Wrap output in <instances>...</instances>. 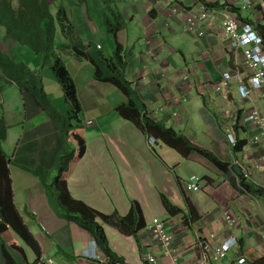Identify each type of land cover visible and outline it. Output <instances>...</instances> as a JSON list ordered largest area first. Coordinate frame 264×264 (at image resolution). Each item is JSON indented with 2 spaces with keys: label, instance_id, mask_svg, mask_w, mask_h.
I'll return each mask as SVG.
<instances>
[{
  "label": "crops",
  "instance_id": "1",
  "mask_svg": "<svg viewBox=\"0 0 264 264\" xmlns=\"http://www.w3.org/2000/svg\"><path fill=\"white\" fill-rule=\"evenodd\" d=\"M259 1L254 0L256 8L250 10L241 9L242 4L232 0H128L127 4L120 3L116 11L110 9L120 14L119 19L114 15L116 21L123 20L116 38L122 43L128 62V79L137 91V112L127 108L129 97L118 86L94 77L95 66L88 57L79 59L75 56L74 52L80 46L61 51L65 60L77 59L75 73L67 67L74 77L82 104L80 131L86 142L82 154H79L78 142L73 155L78 157V161L63 186L72 198L82 201L97 213L110 246L131 264H150L147 259L150 253L163 264H195L202 253V239L213 246L226 240L230 244L235 241L223 263L234 264L240 257H245L242 264H252L264 257L263 198L240 188L231 168L228 171L213 165L210 168L199 161L198 156L185 158L163 142L155 143L154 148L145 130L129 116L133 114L138 120L146 114L195 141L217 147L224 152V158L230 159L243 172L245 167L250 168L247 179L264 187V172L251 168L264 159V141L251 142L258 129L243 125L241 120L251 109L264 112V86L253 89L248 97L239 93L235 81L226 92L215 88L225 71L246 70L247 73L242 49L231 47L222 27L225 7L230 4L243 22L251 20L253 25L263 24L264 9L258 5ZM80 2L82 6L89 5L90 0ZM202 2L208 6L209 15L205 21L208 24L206 32L199 35L198 28L196 31L187 29V17L193 12L200 15ZM66 10L69 22L87 51L98 50L97 44L101 43L96 40L97 25L91 27L90 23H76V13L73 19L68 8ZM99 11L102 17L98 18L106 27L109 9L102 6ZM87 17L91 18L89 14ZM133 26L137 27L136 33H133ZM104 30L107 32L108 28ZM87 31L89 38L83 36ZM56 38L58 44L70 43L69 38L62 34L57 33ZM5 39V44H9L10 39ZM103 48L101 44L99 50ZM87 68L90 75L83 77L81 72ZM46 84L44 77V86ZM17 94L11 99L23 107L18 116L22 125L20 136L10 135L15 121L10 123V118L5 115L9 126L5 141L9 140L7 146L12 143L15 147L12 159L17 163H41L51 167L62 145L57 126L32 96L26 97L24 92L23 95ZM120 106L128 115L120 112ZM104 108L107 110L102 111ZM17 111L12 112L16 114ZM233 137L247 141L238 153L233 150ZM26 173L23 171L21 175L35 178V191L31 192L26 204V209L33 213H29L34 219L32 224L29 225L20 208H16L42 248L41 261L34 263L35 256L28 262L109 264L104 250L96 249L92 233L58 215L51 207L40 180ZM193 177L197 178L193 182L200 188H185V182ZM178 178L191 206L186 202ZM162 194L179 208L178 212L167 209ZM133 200L140 204L144 226L135 233H129L106 222V217L115 211L123 216L129 215ZM154 216L165 219L173 234L172 251L169 253L149 229ZM34 227L40 236L33 232ZM88 252L96 257L88 256ZM209 258L213 260L211 253ZM258 264H264V261Z\"/></svg>",
  "mask_w": 264,
  "mask_h": 264
},
{
  "label": "trees",
  "instance_id": "2",
  "mask_svg": "<svg viewBox=\"0 0 264 264\" xmlns=\"http://www.w3.org/2000/svg\"><path fill=\"white\" fill-rule=\"evenodd\" d=\"M114 15L119 19V13L115 12ZM66 20V8L61 5L55 12L51 8L50 0H0V24L16 42L30 46L34 52L42 55L44 64L51 67L63 88L65 98L70 106L68 114L61 112L51 102L41 77L31 70L25 62L15 61L9 53L2 49L1 42L0 77L14 81L21 90L25 89L34 95L38 103L49 114V117L56 123L62 145L56 154L55 164L57 159L63 157L62 154L65 153L64 159L58 164L59 173L55 176L52 175L54 163L50 168L37 164L34 168L29 169L38 176L53 210L61 217L76 222L90 231L101 250H104L108 256L107 262L109 264H131L110 246L105 228L97 219V213L82 201L72 198L63 186L68 174L74 170L78 161V157H73V140L78 139L80 141V154L85 151L86 142L83 132L80 131L82 130L80 113L83 108L79 100L77 85L60 51H65L71 46H80L78 51L74 52L75 56L79 59L83 57L90 59L95 66L94 77L97 80L112 82L118 86L129 97L130 101L127 108L131 112L138 111L137 91L132 87V81L127 76L128 62L125 58L122 43L116 38V47L110 57L105 56L99 49L90 53L76 34L74 26L70 22L65 23ZM117 21L118 23L114 25L111 23L109 16L105 19L108 30L112 31L115 37L122 28L120 20ZM246 22L252 23L251 20ZM253 26L260 32L264 41V23ZM63 28L65 29V37L70 40L69 44L66 42L58 44L56 42L57 32L60 29L63 30ZM119 110L122 114L128 115L123 106H120ZM129 116L136 119V122L145 130L148 136H153L156 141L174 148L185 158L198 156V160L204 162L210 168H212V165L223 169V171H228L231 168L240 188L262 197L264 200V187L247 179L242 169L238 165L232 164L230 159L224 158V152L217 147H208L195 141L174 127L168 126L166 123L146 114H143L141 119L138 120L133 114H129ZM75 120L78 124L74 123ZM8 128L4 116V104L0 101V264H30L22 253L11 247L9 242L13 239V233H16L32 249L36 256L34 263H38L42 257L41 245L25 223L14 202L10 171V164L13 159L4 146ZM235 130L238 131L237 127H235ZM79 131L80 137L78 134L76 135ZM246 142L245 139L235 137L234 153L242 151ZM153 146L156 148L155 144ZM68 153H70V156ZM178 181L186 202L191 206V202L185 194L183 186H181L180 178H178ZM162 198L169 211H179V208L172 204L164 194H162ZM106 219V222L118 227L123 232L135 233L138 228L144 226L142 209L136 200H133L129 215L123 216L115 211L108 215ZM3 225H6V228L1 229ZM262 261H264V257L256 259L252 264L262 263Z\"/></svg>",
  "mask_w": 264,
  "mask_h": 264
},
{
  "label": "rangeland",
  "instance_id": "3",
  "mask_svg": "<svg viewBox=\"0 0 264 264\" xmlns=\"http://www.w3.org/2000/svg\"><path fill=\"white\" fill-rule=\"evenodd\" d=\"M80 1L81 0H50L51 8L53 11L56 12L57 9L59 8V6L63 3L64 4L63 7L68 8V11L70 12L73 19H75L74 12L76 13L75 15L78 16V20L77 19L75 20L76 23H80L82 25H86V24L90 23L91 27H93L96 24L97 28H98L97 32H95L96 40L99 41L101 44H103L104 48L102 51L105 54L112 56V54L115 50V47H116V37L112 31L108 30L107 32H105L104 29L106 27L108 28V25L106 24V27H105L104 21L101 20L100 18H98V17H102L101 12L99 10L101 9L102 6H104L106 9H109L110 21L112 24L115 25V24H117V21L114 18V12L111 11L110 9L116 11L117 7L120 5V3L127 4L126 2L128 0H115V1L114 0H90L89 5H83V6L81 5ZM83 1H86V0H83ZM86 14L87 15L89 14L91 18H88ZM65 23H67V24L69 23V17H67V20L65 21ZM121 23H123V20L120 21V24ZM136 32H137V27L133 26V33H136ZM57 33L62 34L65 37V29L64 28H63V30H61V29L58 30ZM87 33H88V31L86 32V35H83V36L86 38H89L90 34L89 33L87 34ZM5 37L10 39V42L7 45L5 44V40H6ZM109 40H111V42ZM0 42L2 43L1 45H3V49L5 51H8V53L10 52L11 57L15 61L25 62L31 70L36 72V74L41 77L43 83H44V77H45L47 84H46V86H44V88H45V91H46L49 99L56 106V108H58L61 112L68 114L70 106H69V104L65 98L63 88H62L60 82L55 77L54 72L51 69V67L47 64H44L42 55L34 52L33 49L30 48V46L20 44L18 41L16 42L12 37H10L6 33L5 28L1 24H0ZM11 42H13V43H11ZM60 53H61V55H63L61 51H60ZM36 56L38 57L37 59H35ZM64 61H65V63L67 62L66 65L70 67V70L75 73L74 64L76 65L77 59L71 57L67 60L64 59ZM81 74L83 77H86V76L89 77L90 70L88 68L84 69L81 72ZM80 80H81V77H80ZM53 85H55V86H53ZM17 92H19V95H23V92H24L26 97L32 96L34 98V100L36 101V103L38 104V106L49 116V114L38 103V101L36 100L34 95H32L29 91H27L25 89L21 90L20 87L17 85V83H15L14 81L9 80V79L4 78V77H0V101L3 102V104H4V100L8 102V103H6V105L4 104V116L6 115L7 118L8 117L10 118L9 119L10 123H12L11 121H15V123L12 125V131L10 132V135L15 136V138L20 136L21 131H22V125L19 122L18 116L22 112V109H23V107L21 105L18 106L16 101H13L11 99V98H14L15 96L18 95ZM9 107L12 109L10 110ZM15 109L18 110L16 112V114H14V112H12ZM101 110L106 111L107 109L104 108ZM10 116H13V117H10ZM20 117H22V116H20ZM192 121L194 122L193 118H192ZM52 122L54 124H56L54 120H52ZM135 122H136V119H135ZM74 123L78 124V122L76 120L74 121ZM195 123H196V121H195ZM48 124H44V125L49 126ZM136 124L138 126H140L137 122H136ZM7 133H8V131H7ZM77 134L78 133H76V135ZM5 142H6V144L4 143L5 149L8 152V154L12 157L14 154V151H15V147L12 146V143H10L11 146H7V144L9 143V140L5 141ZM73 142L74 143H73L72 148L74 150H76L79 140L75 139ZM70 147H68V148L70 149ZM59 150L60 149H58L57 152ZM57 152H56V154H57ZM56 154H55V158L53 161L54 164H55ZM64 154H62L63 157L57 159V162L54 166V169L52 170L53 176H55L59 173L58 164L61 163L62 160L64 159ZM68 155L70 156V153H68ZM32 163L33 162H31V164ZM37 164H41V163H37ZM37 164L35 163L33 165H30V164L17 163L15 161L11 162V166H12V170H11L12 188H13V193H14V198H15L14 202H15V205L18 208H20V210L23 212V214H24L29 225L32 224L34 219L33 218L31 219L30 215H33V213H31L30 210L26 209L27 208L26 204L29 203L31 192L35 191V187H34V181H35L34 179L35 178L24 177L21 175V172L26 171L27 175H33L34 177H36L38 179V176H36L35 174H33L31 172V170H29V169L34 168ZM48 168H50V167H48ZM190 180L196 181V179H190ZM29 213H30V215H29ZM4 228H6V225L1 226V229H4ZM33 232L34 233L37 232V234L40 236L39 230H37L35 227L33 229ZM13 235L14 236H13L12 241L9 242L11 247L13 249L19 251L20 253H22V255H24L28 261L34 260L35 254L32 251V249L16 233H13Z\"/></svg>",
  "mask_w": 264,
  "mask_h": 264
},
{
  "label": "built area",
  "instance_id": "4",
  "mask_svg": "<svg viewBox=\"0 0 264 264\" xmlns=\"http://www.w3.org/2000/svg\"><path fill=\"white\" fill-rule=\"evenodd\" d=\"M242 4L241 9H254L256 3L254 0H232ZM258 5L264 9V0H260ZM202 12L200 15H196L195 12L187 17V29L190 31H196L198 28V34L203 35L206 32L207 23L205 22L209 15L208 6L205 3H201ZM201 23L200 25H198ZM222 27L224 33L229 37L232 48H241L244 54L246 63V70H229L223 73L222 78L217 81L215 88L218 91H228L232 81L237 82L239 93L243 97L250 96L253 89L264 86V41L262 35L254 29L251 23L243 22L239 15L233 12L231 5L228 4L225 7L224 18L222 21ZM97 48H101V44H97ZM242 124L245 126L252 125L258 129L257 134L251 139V142H263L264 141V112L259 109H251L244 113L241 118ZM91 122V121H90ZM150 144L156 143V138L148 136ZM235 137L232 141L234 142ZM251 168L258 169L264 172V159L256 162ZM251 170L248 167L244 168V176L250 177ZM192 179H197L193 177ZM187 189H199V184L193 181L185 182L184 185ZM227 218L231 219V215L227 214ZM149 229L153 236L163 244L166 251L169 253L172 251V244L174 241L173 234L169 230L166 220L154 216L149 222ZM234 239V238H233ZM235 240V239H234ZM235 241L230 244L229 240H226L218 245L213 246L208 240H200V246L202 247V253L200 258L195 264H227L223 263L224 256L228 253ZM97 250L101 249L98 244H95ZM209 253L213 260L209 258ZM90 257H96L94 253H87ZM148 262L150 264H163L160 263L158 258L154 254H148ZM245 257H240L236 263H244Z\"/></svg>",
  "mask_w": 264,
  "mask_h": 264
},
{
  "label": "clouds",
  "instance_id": "5",
  "mask_svg": "<svg viewBox=\"0 0 264 264\" xmlns=\"http://www.w3.org/2000/svg\"><path fill=\"white\" fill-rule=\"evenodd\" d=\"M249 23V22H248ZM252 24V23H251ZM254 27V26H253ZM254 29H256L255 27H254ZM257 30V29H256ZM258 31V30H257ZM259 32V31H258ZM260 33V32H259ZM97 49H100V48H97Z\"/></svg>",
  "mask_w": 264,
  "mask_h": 264
},
{
  "label": "water",
  "instance_id": "6",
  "mask_svg": "<svg viewBox=\"0 0 264 264\" xmlns=\"http://www.w3.org/2000/svg\"><path fill=\"white\" fill-rule=\"evenodd\" d=\"M156 144L158 145L159 144V141H156Z\"/></svg>",
  "mask_w": 264,
  "mask_h": 264
}]
</instances>
